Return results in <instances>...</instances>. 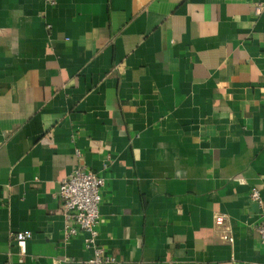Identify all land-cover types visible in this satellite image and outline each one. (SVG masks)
I'll list each match as a JSON object with an SVG mask.
<instances>
[{"label":"crops","instance_id":"1","mask_svg":"<svg viewBox=\"0 0 264 264\" xmlns=\"http://www.w3.org/2000/svg\"><path fill=\"white\" fill-rule=\"evenodd\" d=\"M255 1L0 0V264L90 256L56 194L79 166L104 178L112 264H264Z\"/></svg>","mask_w":264,"mask_h":264},{"label":"built area","instance_id":"2","mask_svg":"<svg viewBox=\"0 0 264 264\" xmlns=\"http://www.w3.org/2000/svg\"><path fill=\"white\" fill-rule=\"evenodd\" d=\"M45 1L50 4L56 3V0ZM253 12L257 16L264 12V0L253 2ZM103 186V176L84 166H79L60 181L56 193L64 217L66 238L80 231L85 233L84 244L91 254L82 261V264H112L114 262V257L104 254L102 246L97 242V224L100 218L99 207ZM249 197L256 201L260 208L257 233L264 247V202L257 189H252ZM214 221L217 225H224L220 229L221 237L225 240H232L230 227L225 225V217L215 215ZM30 238L29 231H17L14 234V240L21 255L26 252L25 246Z\"/></svg>","mask_w":264,"mask_h":264}]
</instances>
